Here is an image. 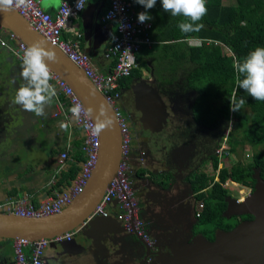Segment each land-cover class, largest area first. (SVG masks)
Instances as JSON below:
<instances>
[{
    "label": "trees",
    "instance_id": "obj_1",
    "mask_svg": "<svg viewBox=\"0 0 264 264\" xmlns=\"http://www.w3.org/2000/svg\"><path fill=\"white\" fill-rule=\"evenodd\" d=\"M132 2L136 9L145 11L135 0ZM206 7L207 13L200 21L204 27L199 32L182 33L178 24L186 18L174 17L165 12L161 0H156L155 6L147 10L153 17L150 20V36L154 43L149 47L143 46L137 53L135 67L129 76L120 80V86L129 85L133 78H141L143 70L151 71L157 76V85L162 93H171L176 89L197 94L191 108L198 123L214 124L221 117L225 120L232 117L237 129L227 135L230 153L227 155H238L237 148L249 144L255 149L254 162L235 160L228 168L220 167L217 173L219 160L214 156L213 173H202L193 180L197 202L204 203L198 217L199 224H209L212 230H229L233 228L234 221L222 215L226 207L224 198L228 194L225 182L231 180L245 186L253 184V167L259 168L260 175L264 176V101H257L243 89H238L239 74L234 67L250 50L264 46V0H230L228 3L223 0H206ZM190 37L211 39L219 43L191 45L186 42ZM220 43L228 46L234 57L223 54ZM180 68L182 77L174 83L172 73ZM57 97L67 102L62 92L59 91ZM233 97L237 100L243 97L246 100L244 106L248 110L243 106L240 111H231ZM77 128L72 129L73 148L70 158L66 160V168L57 171V165L56 170L41 181L42 185H47L48 194L60 193L69 186L80 168L76 161L85 160L81 151L82 135L79 136L80 130ZM64 147L63 144L61 149ZM215 175L217 180L214 179Z\"/></svg>",
    "mask_w": 264,
    "mask_h": 264
},
{
    "label": "water",
    "instance_id": "obj_2",
    "mask_svg": "<svg viewBox=\"0 0 264 264\" xmlns=\"http://www.w3.org/2000/svg\"><path fill=\"white\" fill-rule=\"evenodd\" d=\"M0 25L7 32L16 34L18 40L24 42L27 46L37 41H43L45 46L52 49L56 54L55 61H47L52 72L72 87L86 110L92 109L91 113L88 114L94 123L102 108L113 120V126L102 130L99 134L100 146L97 160L83 191L73 197L71 202L56 214L19 216L11 211L0 210V242L6 240L14 242L17 238L37 240L72 232L73 236L83 235V239L85 238V241L88 240L93 245V239L105 234V237H103V246L106 248L103 253L105 264H114V262L121 264L118 259V251L123 246L120 223L111 215L89 218L110 179L115 175L121 158V133L112 105L107 102L101 91L86 76L84 70L72 62L59 48L50 44L40 33L35 31L15 8L9 11H0ZM18 40H15L14 44H17ZM6 54L12 57L9 70L19 63L22 64L8 48L5 49ZM51 83L54 85L52 81ZM55 88L58 91L56 86ZM130 92L132 103L127 102L125 95V104L134 110L137 109L144 126L146 125L144 122H148L154 117L155 119L152 122L156 126L150 124L147 128L152 130L159 128L166 119L167 112H165L166 107L162 100L163 97L161 98L153 84L149 80L141 79L132 87ZM13 96L9 103L11 105L10 109L7 112L4 111L11 118L21 115L20 112H11L14 102ZM8 98H5V101ZM133 99L135 106L133 105ZM12 127L13 124L10 123V120H7L4 127L5 131L11 132ZM79 130L83 135L82 130ZM105 147H107L108 153L105 152ZM101 161L105 162L104 169L99 172L98 166ZM83 162L81 161L77 175L82 169ZM75 179L76 176L64 190L71 187ZM24 185L25 182L23 181L13 186L8 198L15 199L19 197L21 188ZM225 201L227 205L222 212L224 217L230 218L235 215L250 214L253 218L238 222L230 230H217L212 241L200 235L194 240L178 246L174 252L175 256L170 258L173 264H264V180L257 173L255 187L251 194L242 201L228 195ZM115 227L118 230L114 231ZM72 237L71 240H73ZM71 240L66 241L63 239L59 242L51 241L49 243L48 247L54 250L53 260L61 262L65 256H69L71 252H74L70 248V242L76 241ZM91 245H87L80 251L81 256L93 253ZM141 246L149 250L153 245L149 246L141 241L133 248L137 250Z\"/></svg>",
    "mask_w": 264,
    "mask_h": 264
},
{
    "label": "flooded vegetation",
    "instance_id": "obj_3",
    "mask_svg": "<svg viewBox=\"0 0 264 264\" xmlns=\"http://www.w3.org/2000/svg\"><path fill=\"white\" fill-rule=\"evenodd\" d=\"M4 35L5 33L0 31V36L4 37ZM5 49L0 44V67L3 69V75H0V155L2 152L1 143L7 134L4 129L7 120H10V123L13 124L9 133V135H13L16 132L15 125L19 122L20 116L24 118L25 115V118H27L30 115L27 110H24L14 102L11 109L19 112L21 111L20 108H22L24 115L21 113V115L17 114L18 116L11 118L5 113L10 109L9 103L16 89L11 72L20 68L17 65L14 69L9 70L8 66L11 65L9 63L12 61V57L9 54L4 55L3 51ZM142 78L144 77L133 78L129 85L121 87V96L118 99V104L123 114L127 117V127L131 138L130 156L134 158L142 156V162L137 164L136 169L130 174V179L138 216L142 220L148 239L153 246L151 245L152 247L149 250L141 246L135 251L136 244L141 243V241L144 242V240L133 233L121 229L123 246L118 251V259L121 264H173L170 258L175 256L174 252L178 246L187 241H192L200 235L212 241L217 230L227 231L223 228H215L210 234V231H202L198 227L199 220L195 216L197 192L194 190L193 180L202 173H212H209V171L210 169L213 170L212 162L214 156L220 160V156L223 159L228 156L227 154H230L228 145L227 148L223 149L220 156L216 149L221 145L222 139L237 128L232 117L228 120L221 117L214 124L198 123L191 108L192 101L197 95L195 92H187L184 95V91L180 92V90L174 89V91L172 90L173 92L164 94L159 90L157 84L154 87H156L161 98L163 97L162 100L165 103L167 115L159 128L153 130L147 128L148 125L153 124L152 120L155 118L152 117L148 122H144L146 124L144 126L137 109L134 110L128 107L124 101V96L126 95L127 102L132 103L130 91ZM5 98L8 99L5 101ZM133 105L135 106L134 99ZM244 107L245 110H248L247 106ZM61 135L62 131H60V137L57 138L51 153L52 157L58 160L57 171L66 168V160L68 159L63 164L59 162V155L62 152L61 146L64 144ZM30 143H33V141L31 140ZM134 143L139 145L137 150L133 147ZM181 145L183 146L180 147ZM245 145H248L252 152L247 153L249 159L243 163L254 162L255 149L249 144L242 145V148ZM35 156L38 157L37 155ZM220 167H223V165L221 164ZM44 168L46 167L44 166ZM257 173L260 175V169L253 167V184L246 186L241 184L244 189L239 188V192L243 193L246 191V193L234 198L242 201L253 192ZM260 177L264 180V176L260 175ZM214 179L217 180L218 177L215 175ZM229 182L237 186L240 184L231 180ZM252 218V215L244 214L226 219H232L234 227L238 222ZM103 237H105V234L98 237V240L93 239L94 244L91 245L93 252L91 256L97 255L98 258H102L103 262L101 264H105L103 253L106 248L103 246ZM7 261L6 259L1 264H7ZM64 261L66 260L64 259ZM71 261L66 262L68 264ZM58 262L56 261L57 264H59ZM60 264H65V262Z\"/></svg>",
    "mask_w": 264,
    "mask_h": 264
},
{
    "label": "built area",
    "instance_id": "obj_4",
    "mask_svg": "<svg viewBox=\"0 0 264 264\" xmlns=\"http://www.w3.org/2000/svg\"><path fill=\"white\" fill-rule=\"evenodd\" d=\"M89 1L92 0H85V5ZM76 3L77 0L64 1L57 10L49 13L41 8L39 0H31L29 7H21L16 10L35 31L40 33L50 44L59 48L72 62L84 70L86 76L101 91L107 102L112 105L119 124L121 158L115 175L110 179L89 218L111 215L121 223L124 231L133 233L144 240L146 244L152 245L142 220L138 216L130 179V174L136 169L137 164L142 162V156L140 155L137 158L130 156L131 138L127 127V117L118 105V99L121 96L120 80L130 75L136 65L137 53L141 48L143 46L149 47L154 43L150 36L152 22L150 20L145 23L138 22V13L142 12V9H136L132 0H108V6L101 14L100 20L104 23L113 22L115 24V32L111 43L104 53L105 57L112 60L113 65L108 73H101L92 68L88 54L80 49L78 40L82 34L79 30L71 29L73 39L63 37V30L67 28L73 19H77L81 12L77 9ZM0 31L5 33V37L0 36V44L8 48L22 62L21 56L27 45L18 40L16 34L7 32L1 25ZM15 40H18L17 44H14ZM187 41L191 44L192 42H196V44H201V42L206 44L219 43L205 38H189ZM220 44L222 50L227 49L229 55L231 54L234 57L228 46L223 43ZM53 77L52 82L64 94L67 101L58 99L56 111L53 115L62 116L70 126L78 127L83 132L81 151L85 155V160L82 169L71 187L59 194L57 193L55 196L43 199L38 205L30 202L28 194L25 192L15 199L0 202V210L11 211L19 216H42L59 213L65 205L71 202L73 197L82 192L95 166L100 146L99 135H94L92 131L95 123L72 87L57 74L53 73ZM74 104H81L84 108V112H82L79 119L75 118L69 111ZM226 139L227 137H224L221 145L216 149L219 156L222 154L223 149L227 148ZM69 149L70 146H66L60 153L59 162L61 164L68 158ZM221 159L220 156V163ZM220 163H218L217 173ZM226 185H228V180L225 182ZM112 204L116 207L115 212L106 209L108 205ZM203 208L204 203L202 201L196 203V217L200 216ZM72 236V232H66L64 235L58 234L51 238H39L37 240L17 238L13 242L14 264H45V250L49 243L51 241L59 242L63 239L70 241Z\"/></svg>",
    "mask_w": 264,
    "mask_h": 264
},
{
    "label": "crops",
    "instance_id": "obj_5",
    "mask_svg": "<svg viewBox=\"0 0 264 264\" xmlns=\"http://www.w3.org/2000/svg\"><path fill=\"white\" fill-rule=\"evenodd\" d=\"M64 1L69 0H58V2L57 0H52L47 8L43 7L42 0H39V4L43 10L52 13L57 10L60 4ZM107 6L108 0L89 1L85 5V8L81 10L78 18L73 19L68 24L67 28L63 30V37L71 39H73L71 29L79 30L81 32L82 36L78 40L79 47L88 54L92 68L101 73H108L113 65L112 60L105 57L104 53L111 43L115 32V24L113 22L104 23L100 20V16L105 11ZM3 53L5 55V50ZM17 65L20 66V68L15 71L10 69L12 70L11 73L13 75V83H15L16 86L15 90L25 83L20 76L21 63ZM17 65H15L13 69ZM144 72H147V74ZM176 72L177 71H174L172 73L174 78L172 81H174V83L177 78L182 77L180 73L181 69L177 73ZM143 74L148 75V80L153 84V86H156V75L152 74L151 71L149 72L146 70H143L142 72V76L145 77ZM58 92L59 89L58 91L56 90V96L53 98L51 105L45 107L44 115L36 116L32 113V116L29 115V117L25 118L23 113L24 118L20 116L19 122L15 125L16 132L13 135H9L10 132H7L5 135V139L1 143L2 152L0 155V202H4L9 199L8 194L11 192V188L17 185L18 182L23 181L26 186L24 185L25 188H23L24 186L21 188L19 196L26 192L28 194V200L34 205H38L40 201L46 199L47 197L57 195V193H53L54 195L48 194L47 185H42L41 181L46 180L49 176L48 172L51 173L55 171L56 166L58 165V160L54 159L51 153L57 138L60 137V131H62L61 138L63 139L65 145L62 151L66 148V146H70V156L73 148L71 140L74 139L72 136V129L75 128V126H70L62 116L53 115L54 111H56L57 100L59 99V97H57ZM11 111L15 112L13 109H11ZM19 112L20 114L22 113L21 111ZM62 125H64V127H62ZM19 129L21 130L19 131ZM81 135L82 133L79 132V136ZM31 140L33 143H30ZM138 146V143H134L133 145L136 150ZM105 152L108 153L107 147H105ZM69 156L68 158H70ZM32 158L34 159L32 160ZM104 163L105 162L102 161L100 162L98 166L99 172L103 171ZM76 164L80 166L81 161H76ZM67 165L68 164L66 163V166ZM44 166L46 168H44ZM106 209L110 212L116 211V207L113 204L108 205ZM116 230L118 229L115 227L114 231ZM83 237V235L72 237L73 240L76 241L70 242V248H72L74 252H71L68 257L65 256L64 259L66 261L72 260L68 264H101L103 259L98 258L97 255L91 256V254H88V256H81L82 254L80 251L87 245H91L88 240L85 241V238L83 239ZM2 254L4 255V258L1 257ZM46 254L48 256H52L54 255V250L47 247ZM13 255V241H2L0 244V264L6 259L8 260L7 264H13ZM64 259L62 260L63 262L58 263L60 264L65 262V264H67ZM114 264H116V262H114Z\"/></svg>",
    "mask_w": 264,
    "mask_h": 264
},
{
    "label": "clouds",
    "instance_id": "obj_6",
    "mask_svg": "<svg viewBox=\"0 0 264 264\" xmlns=\"http://www.w3.org/2000/svg\"><path fill=\"white\" fill-rule=\"evenodd\" d=\"M51 2L52 0H42V5L47 8ZM135 3L142 5L145 9L138 13L139 23L153 19L147 10L155 6L156 0H135ZM161 3L165 12L174 17L186 18L178 24L182 33L199 32L204 27L200 21L207 13L206 0H161ZM30 4L31 0H0V11L27 8ZM76 7L83 10L85 0H77ZM21 60L20 76L25 83L17 89L14 103L36 116H42L45 114V107L51 105L56 96V88L51 83L54 78L53 73L47 63V61H55L56 54L52 49L47 48L43 41H37L24 48ZM234 67L239 74L237 77L238 89H243L257 101H264V46H257L250 50L243 60L237 62ZM245 103L246 100L243 97L238 100L233 97L230 105L231 111H240ZM69 111L79 119L84 108L81 104H74ZM91 111L92 109H87L89 114ZM112 126V118L102 108L96 117L92 131L94 135L98 136L102 130Z\"/></svg>",
    "mask_w": 264,
    "mask_h": 264
},
{
    "label": "rangeland",
    "instance_id": "obj_7",
    "mask_svg": "<svg viewBox=\"0 0 264 264\" xmlns=\"http://www.w3.org/2000/svg\"><path fill=\"white\" fill-rule=\"evenodd\" d=\"M223 2L224 3H228V2H230V0H223ZM190 38H195L196 39V37H190ZM189 39V38H188ZM203 39V38H202ZM186 40V39H185ZM188 44H191V43H189L188 41H186ZM203 42H201V44H202ZM201 44H196V42H192V44L191 45H201ZM223 51V54H225V55H228L229 54V51L227 50V49H223L222 50ZM2 67H0V69H1ZM180 69H182V68H180ZM180 69H177V72L180 70ZM3 69H1V71H0V75L2 74L3 75ZM176 71V70H175ZM176 72V73H177ZM145 74H147V72H144ZM144 75V74H143ZM145 77L144 78H142V79H147V78H149V76L148 75H144ZM147 77V78H146ZM140 81V80H139ZM18 88V87H17ZM183 94L185 95V94H187V91L186 92H183ZM119 105V104H118ZM20 110H21V112H22V114L24 113L23 112V109L22 108H20ZM28 113L30 114V116H32V112H30V111H28ZM223 140V139H222ZM237 151H238V155H236L235 154V156L234 155H228L227 157H224L223 159H221V164L224 166V167H229L230 166V164H232V162H234L235 160H241L242 162H246L248 159H249V157H248V155H247V153H251L252 152V149L248 146V145H245L244 146V148H242V147H238L237 148ZM245 155H247L246 157H245ZM204 165V164H203ZM210 173L212 172L213 173V170L212 169H210V171H209ZM228 182H229V180H228ZM226 187H227V189H228V194L229 195H231L232 197H238V196H241V195H244L245 193H246V191H244L243 193H240L239 192V188L240 189H244V188H242L243 186L241 185V184H238V186L235 184V185H233L231 182H229L228 183V185H226ZM198 227L202 230V231H210V234L212 233V226H210L209 224H199L198 225ZM76 238H78V237H76ZM46 251H47V248H46V250H45V260H46V264H56V261L55 260H53V258H52V256H48L47 254H46ZM1 257L2 258H4V255L2 254L1 255ZM12 259H13V263H14V255L12 256Z\"/></svg>",
    "mask_w": 264,
    "mask_h": 264
},
{
    "label": "bare ground",
    "instance_id": "obj_8",
    "mask_svg": "<svg viewBox=\"0 0 264 264\" xmlns=\"http://www.w3.org/2000/svg\"><path fill=\"white\" fill-rule=\"evenodd\" d=\"M118 126H119V124H118ZM56 175V174H55Z\"/></svg>",
    "mask_w": 264,
    "mask_h": 264
}]
</instances>
